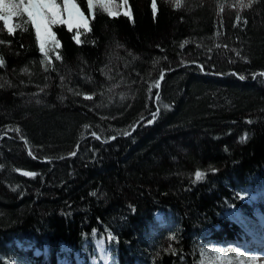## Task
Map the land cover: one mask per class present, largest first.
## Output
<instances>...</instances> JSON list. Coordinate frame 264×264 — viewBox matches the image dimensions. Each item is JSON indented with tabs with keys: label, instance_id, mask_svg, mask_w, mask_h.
<instances>
[{
	"label": "trees",
	"instance_id": "1",
	"mask_svg": "<svg viewBox=\"0 0 264 264\" xmlns=\"http://www.w3.org/2000/svg\"><path fill=\"white\" fill-rule=\"evenodd\" d=\"M75 3L90 30L54 25L47 56L26 17L0 21V264H55L95 236L112 264H201L202 230L234 231L227 210L253 213L239 190L264 186V0Z\"/></svg>",
	"mask_w": 264,
	"mask_h": 264
},
{
	"label": "snow or ice",
	"instance_id": "2",
	"mask_svg": "<svg viewBox=\"0 0 264 264\" xmlns=\"http://www.w3.org/2000/svg\"><path fill=\"white\" fill-rule=\"evenodd\" d=\"M128 0H124V4H127ZM256 0H248L247 4H244L241 0V5L243 7H251ZM89 8L93 7L92 0H88ZM177 6L180 4V0H176ZM105 11L108 12L109 16H115L117 13L112 10L111 0L107 3L101 5ZM152 8L155 12L156 3L153 0ZM125 16H130V11L124 12ZM26 17L27 23H30L35 30V35L39 41V49L45 56L48 55L50 51H53L55 48H58L59 42L57 41L56 34L53 32V26L57 24H66L68 29L71 30L74 27L80 28L83 27L86 30L88 29V21L84 16V13L81 11L75 0H63L62 5L57 2V0H0V21L3 22V27L7 28L8 33H13L15 27H19V24H14V21L17 18ZM27 30V29H25ZM76 42L80 43V34L77 33L75 36ZM59 59V57H57ZM4 60L0 57V66H3ZM27 71V69H25ZM243 79V77H241ZM160 80H163V75H161ZM159 87V81L154 85ZM92 97L86 96L85 99H91ZM157 100L159 97L157 96ZM167 107V106H165ZM159 115V112L152 113V119L148 121L149 124L154 123L156 117ZM19 131V129H15ZM132 131H135L133 127ZM95 136V133H93ZM124 135H130V133L125 132ZM100 139V137H96ZM112 139H116L115 136ZM29 155L31 152L29 151ZM75 156L76 153L71 154ZM24 176H35V173L24 172ZM202 178V173H196V180ZM95 195V193H92ZM134 211V209H133Z\"/></svg>",
	"mask_w": 264,
	"mask_h": 264
},
{
	"label": "rangeland",
	"instance_id": "3",
	"mask_svg": "<svg viewBox=\"0 0 264 264\" xmlns=\"http://www.w3.org/2000/svg\"><path fill=\"white\" fill-rule=\"evenodd\" d=\"M236 1L241 2V0H236ZM57 2L62 5L63 0H57ZM107 2H109V0H92L93 8L96 6L102 7L101 5L103 3H107ZM243 2L246 3V2H248V0H243ZM111 5H112V10L115 11L116 13H124L126 11H129L127 8V4H124V2L119 3V2H116L115 0H111ZM91 10H92V8H91ZM84 16L87 18V21L89 22L88 16H86L85 14H84ZM14 24H15V21H14ZM57 25H60V24H57ZM4 29L7 30L6 27H4ZM74 29H77V33H79V34L81 32L80 31L81 29L86 30L83 27H80V28L74 27L71 30H74ZM80 37H81V34H80ZM240 196L243 198L244 201H246L248 203H254L255 201H257V196L254 195L253 193H249V192L245 191L244 193L241 192ZM213 246H216V245H213ZM228 247L229 246H225L222 249H215L214 252L211 249L205 250L204 251V258H203L204 263H206V264H227L228 263L227 262V256L230 255ZM231 254L235 256L234 253H231ZM263 263H264V260H254L253 259L250 264H263Z\"/></svg>",
	"mask_w": 264,
	"mask_h": 264
},
{
	"label": "water",
	"instance_id": "4",
	"mask_svg": "<svg viewBox=\"0 0 264 264\" xmlns=\"http://www.w3.org/2000/svg\"><path fill=\"white\" fill-rule=\"evenodd\" d=\"M162 86V81L159 82V88H161ZM137 126H135V129H136ZM25 142V141H24Z\"/></svg>",
	"mask_w": 264,
	"mask_h": 264
},
{
	"label": "bare ground",
	"instance_id": "5",
	"mask_svg": "<svg viewBox=\"0 0 264 264\" xmlns=\"http://www.w3.org/2000/svg\"><path fill=\"white\" fill-rule=\"evenodd\" d=\"M255 77H257V76H255ZM264 264V263H263Z\"/></svg>",
	"mask_w": 264,
	"mask_h": 264
}]
</instances>
